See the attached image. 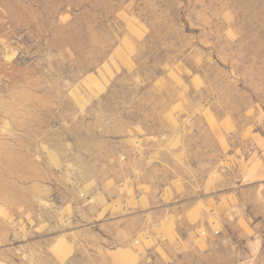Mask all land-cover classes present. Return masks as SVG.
Here are the masks:
<instances>
[{
  "label": "rangeland",
  "instance_id": "374dc122",
  "mask_svg": "<svg viewBox=\"0 0 264 264\" xmlns=\"http://www.w3.org/2000/svg\"><path fill=\"white\" fill-rule=\"evenodd\" d=\"M0 264H264V0H0Z\"/></svg>",
  "mask_w": 264,
  "mask_h": 264
}]
</instances>
